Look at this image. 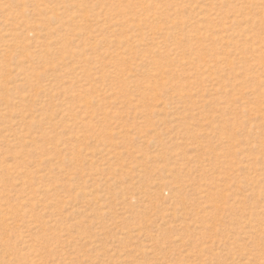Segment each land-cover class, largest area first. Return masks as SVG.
<instances>
[{"label":"rangeland","instance_id":"374dc122","mask_svg":"<svg viewBox=\"0 0 264 264\" xmlns=\"http://www.w3.org/2000/svg\"><path fill=\"white\" fill-rule=\"evenodd\" d=\"M0 264H264V0H0Z\"/></svg>","mask_w":264,"mask_h":264}]
</instances>
